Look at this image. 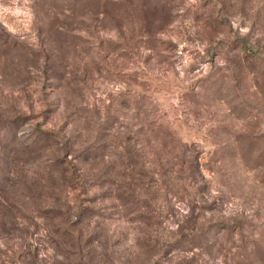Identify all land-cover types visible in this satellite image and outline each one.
Listing matches in <instances>:
<instances>
[{
  "label": "rangeland",
  "instance_id": "1",
  "mask_svg": "<svg viewBox=\"0 0 264 264\" xmlns=\"http://www.w3.org/2000/svg\"><path fill=\"white\" fill-rule=\"evenodd\" d=\"M0 264H264V0H0Z\"/></svg>",
  "mask_w": 264,
  "mask_h": 264
}]
</instances>
